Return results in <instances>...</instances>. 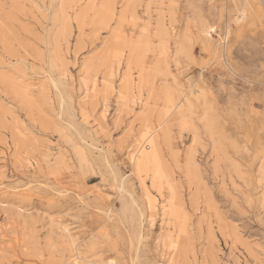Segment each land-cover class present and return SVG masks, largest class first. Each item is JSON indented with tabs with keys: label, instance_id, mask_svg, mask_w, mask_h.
<instances>
[{
	"label": "rangeland",
	"instance_id": "1",
	"mask_svg": "<svg viewBox=\"0 0 264 264\" xmlns=\"http://www.w3.org/2000/svg\"><path fill=\"white\" fill-rule=\"evenodd\" d=\"M0 264H264V0H0Z\"/></svg>",
	"mask_w": 264,
	"mask_h": 264
},
{
	"label": "bare ground",
	"instance_id": "2",
	"mask_svg": "<svg viewBox=\"0 0 264 264\" xmlns=\"http://www.w3.org/2000/svg\"><path fill=\"white\" fill-rule=\"evenodd\" d=\"M134 48H135V46L133 45L132 49H134ZM137 49L138 48H136V50ZM130 54H133V53L130 52ZM134 59H136V58H134ZM141 81H142V79H141ZM127 84L129 85V83H127ZM127 88H128V86H127ZM128 89L125 88V91ZM130 91L131 90H129V92ZM123 94H124V92H123ZM125 96H127V95H125ZM148 132L149 133L146 135V141H145V143H147V146H145L143 144L139 145V147L137 148V150L135 152V155L133 156V160H134V164H135L139 174L145 173L146 176H148V173L150 172L152 174L151 180L153 181V183L154 184H160L162 179H163V173H162V171H161L162 169L160 168V165H159L160 160L158 161V156H157V153H159V152L157 151V148H156L157 145L155 144V142L153 140V134L154 133L151 132L150 130H148ZM154 139H157V138L154 137ZM146 147H148V148H146Z\"/></svg>",
	"mask_w": 264,
	"mask_h": 264
}]
</instances>
